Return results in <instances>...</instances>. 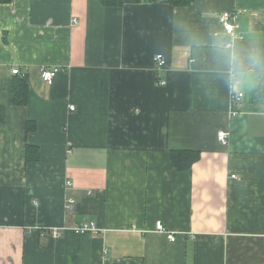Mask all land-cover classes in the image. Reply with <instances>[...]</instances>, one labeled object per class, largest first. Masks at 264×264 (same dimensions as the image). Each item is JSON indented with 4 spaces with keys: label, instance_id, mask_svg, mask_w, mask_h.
<instances>
[{
    "label": "crops",
    "instance_id": "1",
    "mask_svg": "<svg viewBox=\"0 0 264 264\" xmlns=\"http://www.w3.org/2000/svg\"><path fill=\"white\" fill-rule=\"evenodd\" d=\"M236 10L227 37L218 18ZM228 42L231 71L191 68L193 46ZM43 68L58 70L51 86ZM0 114V264H264V0L0 4ZM172 150L198 160L178 172ZM83 223L98 232L71 231Z\"/></svg>",
    "mask_w": 264,
    "mask_h": 264
},
{
    "label": "trees",
    "instance_id": "2",
    "mask_svg": "<svg viewBox=\"0 0 264 264\" xmlns=\"http://www.w3.org/2000/svg\"><path fill=\"white\" fill-rule=\"evenodd\" d=\"M103 7L116 8L123 5V0H97ZM142 4L165 3L175 8L189 6L193 0H136ZM11 0H0V4H9ZM191 68L198 71H231L230 48L224 46H193L190 53ZM16 76L12 85V103L15 106H25L28 96V82L25 75ZM262 89L257 88L253 91L256 100L262 99ZM1 122V114H0ZM35 122L29 121L26 131H35ZM26 162H35L39 159V149L35 145H26ZM198 160V153L187 150H172L170 161L173 168L178 171H186Z\"/></svg>",
    "mask_w": 264,
    "mask_h": 264
},
{
    "label": "built area",
    "instance_id": "3",
    "mask_svg": "<svg viewBox=\"0 0 264 264\" xmlns=\"http://www.w3.org/2000/svg\"><path fill=\"white\" fill-rule=\"evenodd\" d=\"M240 14H241V12L239 10H236V11H231V12H223L219 15L218 19H219L220 26H221L224 34L227 37H232L234 35V31L237 28L236 19ZM73 23L76 24L77 20L73 19ZM226 47L230 48L229 42L227 43ZM154 62L158 68H162L165 64V60L161 54H157L155 56ZM57 72H58L57 68H43L41 70L40 78L47 86H51L53 84V80H54ZM11 74L12 75H19V76L22 75L17 68L11 69ZM156 85L157 86H164L165 82L162 80H158ZM242 98H243L242 92H238V91L233 92V94L231 95V104H232L233 108H235L236 106L239 105ZM73 109H74L73 106H69V111H73ZM227 138H228V136H227L226 132L220 131L217 133V140L221 144L225 145L227 143ZM231 179H235V175H231ZM66 184L68 186L71 185V183L69 181H67ZM73 203H74L73 200H67L65 208L68 211L72 210L73 209ZM63 231L65 232L66 228H61V229L45 228V229L40 230L39 233H40L41 237L48 235L51 238L57 239V238H60L62 236ZM71 231L74 234H83L86 232H90V233H97L98 232V230L96 229V227L92 223H83L79 226H75V227L71 228ZM155 231L164 235L168 242H170V243L175 242V239H176L175 235L173 233H170L169 231H167L161 222H157L155 224Z\"/></svg>",
    "mask_w": 264,
    "mask_h": 264
},
{
    "label": "clouds",
    "instance_id": "4",
    "mask_svg": "<svg viewBox=\"0 0 264 264\" xmlns=\"http://www.w3.org/2000/svg\"><path fill=\"white\" fill-rule=\"evenodd\" d=\"M230 67H231V65H230Z\"/></svg>",
    "mask_w": 264,
    "mask_h": 264
}]
</instances>
